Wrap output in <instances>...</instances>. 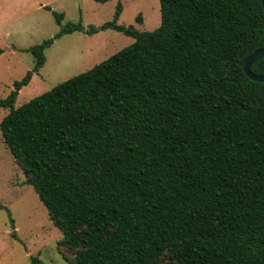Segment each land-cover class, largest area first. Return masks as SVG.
I'll use <instances>...</instances> for the list:
<instances>
[{
    "label": "trees",
    "instance_id": "obj_1",
    "mask_svg": "<svg viewBox=\"0 0 264 264\" xmlns=\"http://www.w3.org/2000/svg\"><path fill=\"white\" fill-rule=\"evenodd\" d=\"M159 1L158 29L120 25L119 4L86 34L135 42L15 108L54 39L85 31L53 12L61 32L0 99L4 143L68 264H264V83L244 71L264 49L262 2Z\"/></svg>",
    "mask_w": 264,
    "mask_h": 264
},
{
    "label": "rangeland",
    "instance_id": "obj_2",
    "mask_svg": "<svg viewBox=\"0 0 264 264\" xmlns=\"http://www.w3.org/2000/svg\"><path fill=\"white\" fill-rule=\"evenodd\" d=\"M122 6L119 24L152 32L161 26L159 0H0V99H5L35 67L32 47L54 39L62 30L53 12L63 14V26L82 23L84 32L54 39L44 52L46 63L34 73L15 103L19 108L58 85L92 70L135 40L113 30L88 35L86 31L114 20ZM51 9V11L48 10ZM9 111L0 110V123ZM63 238L35 190L15 163L0 132V264H68Z\"/></svg>",
    "mask_w": 264,
    "mask_h": 264
},
{
    "label": "water",
    "instance_id": "obj_3",
    "mask_svg": "<svg viewBox=\"0 0 264 264\" xmlns=\"http://www.w3.org/2000/svg\"><path fill=\"white\" fill-rule=\"evenodd\" d=\"M263 9H264V0H261ZM264 58V49H260L253 53L244 63V71L249 79L257 83H264V76L263 75H256L252 71L253 65L258 62L259 60Z\"/></svg>",
    "mask_w": 264,
    "mask_h": 264
}]
</instances>
